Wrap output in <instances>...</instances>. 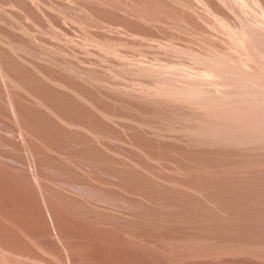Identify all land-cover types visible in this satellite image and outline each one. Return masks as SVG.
Returning <instances> with one entry per match:
<instances>
[{
	"label": "rangeland",
	"instance_id": "rangeland-1",
	"mask_svg": "<svg viewBox=\"0 0 264 264\" xmlns=\"http://www.w3.org/2000/svg\"><path fill=\"white\" fill-rule=\"evenodd\" d=\"M72 1L127 176L183 231L189 264H264V0Z\"/></svg>",
	"mask_w": 264,
	"mask_h": 264
},
{
	"label": "bare ground",
	"instance_id": "bare-ground-1",
	"mask_svg": "<svg viewBox=\"0 0 264 264\" xmlns=\"http://www.w3.org/2000/svg\"><path fill=\"white\" fill-rule=\"evenodd\" d=\"M76 7L0 0V264H189L183 231L127 176L109 98L77 60Z\"/></svg>",
	"mask_w": 264,
	"mask_h": 264
}]
</instances>
